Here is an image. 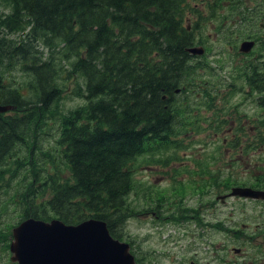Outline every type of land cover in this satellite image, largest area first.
I'll return each mask as SVG.
<instances>
[{
  "label": "trees",
  "instance_id": "1",
  "mask_svg": "<svg viewBox=\"0 0 264 264\" xmlns=\"http://www.w3.org/2000/svg\"><path fill=\"white\" fill-rule=\"evenodd\" d=\"M190 4L0 0V105L12 107L0 113V184L20 177V221L99 218L128 237L133 161L177 145L162 96L192 78ZM67 92L85 103L63 110ZM53 119L55 145L46 147L39 137ZM12 227L0 230L6 250Z\"/></svg>",
  "mask_w": 264,
  "mask_h": 264
},
{
  "label": "flooded vegetation",
  "instance_id": "2",
  "mask_svg": "<svg viewBox=\"0 0 264 264\" xmlns=\"http://www.w3.org/2000/svg\"><path fill=\"white\" fill-rule=\"evenodd\" d=\"M189 1L193 9L187 8L183 24L191 33L186 51L192 81L170 86L162 96L169 120L176 123L170 137L177 145L133 161L137 185L130 195L134 202L140 198L143 203L141 208L132 203L137 211L133 218L151 216L154 224H175L194 239L214 231L231 232L240 233L248 242L260 239L259 246H264V0ZM170 150L176 155L166 166L168 162L160 156ZM141 157L148 161L141 168L152 179L148 182L137 180ZM165 166L176 173L175 185L158 189L155 183L162 179L157 172ZM178 187L183 188V195L177 193ZM233 187L263 193L257 199L228 196ZM235 198L253 203L255 211L250 214L247 207L245 212L251 223L225 226L213 221L218 206ZM129 242L135 264H151V254L141 253L135 240ZM191 264L201 263L191 258Z\"/></svg>",
  "mask_w": 264,
  "mask_h": 264
},
{
  "label": "rangeland",
  "instance_id": "3",
  "mask_svg": "<svg viewBox=\"0 0 264 264\" xmlns=\"http://www.w3.org/2000/svg\"><path fill=\"white\" fill-rule=\"evenodd\" d=\"M73 86V83H71L69 91ZM84 103L85 99L73 97L72 93L67 92L60 105L63 110L67 111ZM49 126V130L45 132V134L49 133L47 139L44 140L42 135L39 137V142L46 147L55 145V139L51 134L56 133L58 122L55 119L53 121L49 120ZM179 154L182 156L183 152L180 151ZM175 155L176 152L170 150L160 157L163 161L168 162L166 165L168 166L172 161L171 157ZM146 159V157H141L138 161V181L148 182L152 180L147 176L146 172L141 170L142 167L148 164ZM231 171L242 172V170L237 171L236 169H232ZM157 173L161 176L162 180L155 183L156 188L160 189L168 184L175 185L173 176L176 173L170 168L166 167V169ZM164 174H167L165 178L163 177ZM177 179L179 181L178 177ZM19 180L20 177L14 179L10 187L0 184V230H3L5 234L10 233L11 231H7L21 219L22 206L20 204V197L14 196L16 193L15 188L19 185ZM177 193L183 195V188L178 187ZM140 196L145 197L142 193H140ZM128 200L130 204L133 203L139 208L143 205L140 198H137V201L134 202L132 195L128 196ZM218 207L219 209L216 210L213 221L219 220L225 226H237L244 222L251 223V219L247 220L246 218V208L248 207V213L250 214L252 211H255L253 203L238 198L230 199L224 206L220 208L219 205ZM174 225L162 226L154 224L151 216H141L140 218L128 220L124 230L128 233L127 238L135 240V246H140L141 253L148 251L151 254V264H191V258L201 264H237L249 259L264 261V246H259L260 243L258 241L260 239H253L251 242H248L244 237L239 238L237 234H232L231 232L224 234L220 231H214L212 235H206L204 238L194 239L192 236L183 234ZM191 226L195 227V224L191 223ZM11 240L12 236L9 237L8 242L10 243ZM5 246H7L6 243L0 240V264H17L10 260L11 252L9 249L6 250ZM234 247L241 248L242 251L235 254L233 251Z\"/></svg>",
  "mask_w": 264,
  "mask_h": 264
},
{
  "label": "water",
  "instance_id": "4",
  "mask_svg": "<svg viewBox=\"0 0 264 264\" xmlns=\"http://www.w3.org/2000/svg\"><path fill=\"white\" fill-rule=\"evenodd\" d=\"M9 109L0 105V113ZM261 193L251 187H233L228 196L257 199ZM10 251L11 261L18 264H135L130 244L115 238L107 222L99 218L78 224L60 218H25L12 228Z\"/></svg>",
  "mask_w": 264,
  "mask_h": 264
},
{
  "label": "bare ground",
  "instance_id": "5",
  "mask_svg": "<svg viewBox=\"0 0 264 264\" xmlns=\"http://www.w3.org/2000/svg\"><path fill=\"white\" fill-rule=\"evenodd\" d=\"M256 72V71H255ZM184 95H185V93H184ZM172 102H173V100H172ZM175 107V106H174ZM177 109V108H176ZM178 111V110H177ZM177 113V112H176ZM175 116H177V114H175ZM181 116V115H180ZM183 117V116H182ZM177 118V117H176Z\"/></svg>",
  "mask_w": 264,
  "mask_h": 264
}]
</instances>
